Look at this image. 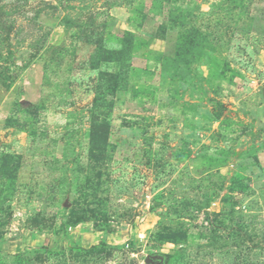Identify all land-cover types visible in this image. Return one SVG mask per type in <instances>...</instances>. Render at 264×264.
Returning a JSON list of instances; mask_svg holds the SVG:
<instances>
[{"label":"rangeland","instance_id":"1","mask_svg":"<svg viewBox=\"0 0 264 264\" xmlns=\"http://www.w3.org/2000/svg\"><path fill=\"white\" fill-rule=\"evenodd\" d=\"M264 264V0H0V264Z\"/></svg>","mask_w":264,"mask_h":264},{"label":"water","instance_id":"2","mask_svg":"<svg viewBox=\"0 0 264 264\" xmlns=\"http://www.w3.org/2000/svg\"><path fill=\"white\" fill-rule=\"evenodd\" d=\"M148 264H163V257L161 256H148L146 258Z\"/></svg>","mask_w":264,"mask_h":264}]
</instances>
